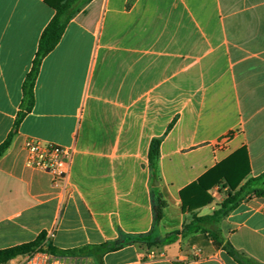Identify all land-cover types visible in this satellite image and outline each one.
Masks as SVG:
<instances>
[{"label": "crops", "instance_id": "0c3cea01", "mask_svg": "<svg viewBox=\"0 0 264 264\" xmlns=\"http://www.w3.org/2000/svg\"><path fill=\"white\" fill-rule=\"evenodd\" d=\"M62 1L0 0V145ZM35 99L0 157V250L44 233L63 264H242L193 239L199 223L163 240L191 222L181 193L217 166L226 172L245 150L242 184L264 173V0H91L44 58ZM28 138L73 150L65 178L54 184L27 166ZM220 190L228 193L215 185L198 216L219 208ZM159 195L166 206L155 223ZM213 228L242 260L264 264V197ZM117 240L133 242L101 259L91 252Z\"/></svg>", "mask_w": 264, "mask_h": 264}, {"label": "trees", "instance_id": "16d2710c", "mask_svg": "<svg viewBox=\"0 0 264 264\" xmlns=\"http://www.w3.org/2000/svg\"><path fill=\"white\" fill-rule=\"evenodd\" d=\"M90 1L91 0H63L56 7L53 18L45 27L39 39L38 49L33 60L32 68L27 74L23 84V101L21 110L16 118L13 130L5 142L0 145V157L3 156L11 146L19 125L25 116L32 111L35 105V84L44 58L57 47L70 21ZM160 144V139H154L149 153L150 166L153 171V185L155 186L158 185L156 165L160 156ZM232 161L234 162L226 172L223 170L226 163L221 164L201 178L197 183L191 185L181 193L183 212L191 215V222L184 223L183 230L175 231L171 236H167L163 242L171 243L175 241L177 236L184 230L188 229L194 223H199L201 226V236L193 237V239L198 240L203 238L205 240H212L217 246L222 247L229 255L237 259L240 263L255 264L252 261L242 260V256L235 250L231 243L225 242L220 232L213 228L223 218L228 216L231 211L236 209L244 200L253 197H264V173L256 178H249L244 184H242L244 178L249 174L246 151L243 150L239 152L237 156L231 159V162ZM218 184H223L224 187L228 188L226 198L220 203L219 208L214 211L212 215L198 216L197 211L213 201V197L210 195L209 191ZM165 206L166 202L159 195L155 200V223H158L163 218V210ZM44 240L45 234L43 233L35 241L0 250V262H6L19 255L31 253L36 250H47L52 253L58 252L51 244L45 246ZM132 242L133 241H129L128 243H125L123 240L108 242L92 249L91 252L95 253L101 259L105 253L117 251L125 244H130ZM158 243H160V241L149 243L148 246H155ZM85 251L86 249H80L77 251H69V253L76 254L84 253ZM174 264L183 263L175 262Z\"/></svg>", "mask_w": 264, "mask_h": 264}, {"label": "built area", "instance_id": "2783aa9c", "mask_svg": "<svg viewBox=\"0 0 264 264\" xmlns=\"http://www.w3.org/2000/svg\"><path fill=\"white\" fill-rule=\"evenodd\" d=\"M24 148L27 166L50 173L54 184L67 176L72 149L36 138H28ZM0 264H63V262L60 256L50 251L36 250Z\"/></svg>", "mask_w": 264, "mask_h": 264}, {"label": "rangeland", "instance_id": "374dc122", "mask_svg": "<svg viewBox=\"0 0 264 264\" xmlns=\"http://www.w3.org/2000/svg\"><path fill=\"white\" fill-rule=\"evenodd\" d=\"M222 192V198L220 201H223L225 198H226V195H227V191H224V190H220ZM222 203V202H221Z\"/></svg>", "mask_w": 264, "mask_h": 264}]
</instances>
